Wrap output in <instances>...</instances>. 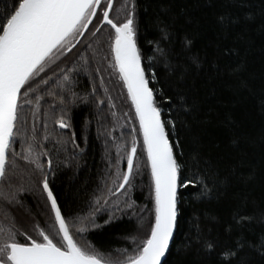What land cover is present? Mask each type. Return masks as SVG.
I'll use <instances>...</instances> for the list:
<instances>
[{
	"label": "snow or ice",
	"instance_id": "1",
	"mask_svg": "<svg viewBox=\"0 0 264 264\" xmlns=\"http://www.w3.org/2000/svg\"><path fill=\"white\" fill-rule=\"evenodd\" d=\"M114 2L11 0L10 4L5 3L0 11V181L7 178L8 169L16 163L13 145L20 132L18 121L24 105L39 106L45 95L63 104L67 90L78 85L83 75L92 83L90 96L94 102L101 108H115L106 84L115 75L122 88H126V96L138 119L141 146L146 152L145 167L149 170L151 208L141 207L133 198L134 179L140 170V165L135 163L139 142L133 135L130 148L125 146L126 169L121 170L117 164L116 182L96 198L87 219L95 229L113 226L125 216L135 217L139 227L137 235L130 237L134 247L113 257L91 241L78 239L77 234L83 237L86 228L81 226L74 233L63 213L48 176L43 174L45 164L51 169L53 161L48 156L41 162L44 150L33 127L32 143L26 149L33 155L22 158L41 170L39 186L46 194V202H50L51 223L47 230L35 224L38 232L35 237L24 231L23 242L16 238L20 234L18 229L7 234L0 245V264H167L165 257L176 245L175 236L182 222V189L193 187L200 197L219 199L232 187L234 179L250 186L258 177L255 162L247 159L249 153L245 149L255 139L241 130L233 112L226 111L220 120L233 150L228 167L221 168L219 160H214L206 149L202 137L193 132L194 123L210 122V117L201 118L204 109L197 94V76L203 73L206 82L225 83V78L231 77L233 83L228 87L235 94H255L250 78L245 75L247 67L243 59L232 65L222 62L223 57L239 56V50L217 45L214 54L202 55L194 50L193 40L185 36L177 54L184 57L181 61L167 47L172 39L169 25L157 18L160 39L148 41L156 48L153 56H147L138 43L137 0L123 5L122 19L112 15ZM259 11L264 16V0ZM243 18L254 20L255 13L246 12ZM217 19L226 33L241 17L222 13ZM105 26L110 29L107 53L104 42L99 39ZM261 27L264 30V24ZM157 59L159 63L155 62ZM212 94L215 95V89ZM258 106L264 115V88L258 97ZM55 123L62 129L72 127L70 119L63 114ZM132 132H137L134 125ZM260 140L264 145V128ZM219 146V142L214 145ZM261 163L264 164V154ZM250 195V192L240 193L239 203L223 222L222 232L213 234L206 226L194 223L195 231L183 243V252L215 254L221 258V264H255L253 254L264 259V183H261L259 201L253 197L249 211ZM8 198L16 200L12 194ZM105 213L107 218L98 224L96 218ZM210 219L220 222L215 216Z\"/></svg>",
	"mask_w": 264,
	"mask_h": 264
},
{
	"label": "trees",
	"instance_id": "2",
	"mask_svg": "<svg viewBox=\"0 0 264 264\" xmlns=\"http://www.w3.org/2000/svg\"><path fill=\"white\" fill-rule=\"evenodd\" d=\"M128 2L129 0H115L112 15L122 19L125 15L123 5ZM5 3L10 4L11 0H0V11H3ZM261 4L262 0H137L138 43L142 53L147 56L155 54L156 45L148 41L160 39V30L156 26L159 18L169 25L172 39L167 42V47L174 58L184 60L183 56L177 57V54L181 51V42L185 36L193 40L194 50L202 55L205 52L214 54L217 45L221 48L235 47L239 50V56L223 57L222 62L232 65L243 59L247 67L245 75L250 78L255 90L254 95L247 92L237 95L228 87V84L233 83L231 77L225 78L227 83L221 80L206 82V75L203 73L195 78L199 89L197 94L204 109L201 118L210 117V122L194 123L193 132L202 137L206 149L210 150L214 160H219L221 168H226L231 163L233 150L228 144V133L220 120L226 111L233 112L240 122L241 130L255 139V143L245 145V149L249 153L247 159L255 162L258 177L250 186H244L234 179L232 187L219 199L213 196L200 197L193 187L182 189V222L175 236L176 245L165 257L167 264H221V258L215 254L205 256L194 251L187 254L183 252V243L195 231L194 223L206 226L213 234L222 232L223 222L229 219L233 208L239 203L241 192L251 193L249 211L252 209V198L259 201L261 183H264V164L261 163L264 145L260 140L264 115L258 106V97L264 88V30L261 27L264 16L259 11ZM246 12H254L255 19H244ZM222 13L241 17L240 22L231 25L226 33L217 19ZM109 31L105 26L99 34V39L104 42L105 53ZM155 62L159 63V60ZM106 84L115 100V108H101L94 102V97L90 96L92 83L83 75L78 85L67 90L63 104L59 99L53 102L54 98L49 96L51 99H48L46 106H56L57 113L65 115L72 125L66 131L56 127L61 135L52 134L51 139L44 140L43 137L47 134L41 130L38 133V122L41 119L37 107L32 105L34 109L29 111L33 113L30 123L27 120L26 106L22 107L21 121H18L20 132L13 145L17 153L16 163L8 169L7 178L0 190V245L5 242L7 234L17 229L20 234L16 238L23 242L24 231L35 237L38 235L35 224L47 230L51 223L49 202H46V194L39 186L41 170L22 158L26 155L23 145L28 147L32 143L34 127L40 144L45 146L47 143L48 147H44L46 157L42 155L41 162L46 161L49 153L53 165L48 175L45 164L43 174L48 175L63 213L69 219L74 233L81 226L86 228L83 237L77 234V238L91 241L106 255L113 257L120 256L124 249L134 247L130 237L137 235L139 221L135 217L129 219L125 216L113 226L104 225L95 229L90 227L87 219L90 209L95 206L96 198L104 195L106 189L116 182L114 174L117 164L121 170L125 169V146L130 148L133 135L139 142L135 163L140 165L139 173L134 179L136 187L133 198L141 207L147 205L151 208L149 170L145 167L146 156L141 146L136 118L118 77L112 76L110 80H106ZM214 89L215 95L212 94ZM21 103L23 105V101ZM209 108L213 111L208 112ZM133 125L137 128L135 133L132 132ZM70 133H75V136L72 138ZM217 142L219 148L214 147ZM11 159L12 157L10 161ZM9 194L15 195L16 200H10ZM145 216L147 217V213ZM212 216L218 217L220 222L210 219ZM106 218V213L98 216L97 223L103 224ZM253 259L255 264H264V259L259 256L253 254Z\"/></svg>",
	"mask_w": 264,
	"mask_h": 264
},
{
	"label": "flooded vegetation",
	"instance_id": "3",
	"mask_svg": "<svg viewBox=\"0 0 264 264\" xmlns=\"http://www.w3.org/2000/svg\"><path fill=\"white\" fill-rule=\"evenodd\" d=\"M30 99H31V97H30ZM48 99H51V98H49V96L45 95V99L43 101H41L39 106H36V107H38L37 111H39V115H40V119H41L38 122L37 130H38V133L41 130V132H43L44 134H47L46 136L48 137V139L49 138L51 139L50 135H52V134L55 136L61 135V132L58 129H62V128H60V126L55 123V120L60 116L61 113H57V107L56 106L55 107L54 106L52 107V105H49L48 107L46 106V103L49 102ZM52 100H53V102L57 101V99H52ZM32 105L33 104L25 105L26 109H27V115H28L27 120L29 123L31 122V117L33 114V113H30L29 111H32V109H34L33 108L34 105L33 106ZM62 130L66 131L67 129H62ZM72 134L73 133H70L71 137L73 138ZM42 147H43L42 150L45 151L46 148H44V147H48L47 143L45 144V146H42ZM47 154H48L47 156H50L49 153H47ZM44 156L46 157V154ZM49 171H50V169L47 168L46 173H48V175H49Z\"/></svg>",
	"mask_w": 264,
	"mask_h": 264
},
{
	"label": "water",
	"instance_id": "4",
	"mask_svg": "<svg viewBox=\"0 0 264 264\" xmlns=\"http://www.w3.org/2000/svg\"><path fill=\"white\" fill-rule=\"evenodd\" d=\"M124 91H125V94H126V88H124ZM127 97V96H126ZM127 100H128V102L130 103V105H131V101H130V99H128L127 98ZM131 108H132V110H133V112H134V107L131 105ZM134 116H135V112H134ZM136 118V117H135ZM136 121H137V125H138V119L136 118ZM138 128H139V125H138ZM140 133V132H139ZM140 137H141V141H142V134L140 133ZM144 152H145V150H144ZM145 156H146V152H145ZM125 169H126V166H125ZM3 182H4V180L3 181H0V190H1V188H2V185H3ZM49 204H50V202H49Z\"/></svg>",
	"mask_w": 264,
	"mask_h": 264
},
{
	"label": "rangeland",
	"instance_id": "5",
	"mask_svg": "<svg viewBox=\"0 0 264 264\" xmlns=\"http://www.w3.org/2000/svg\"><path fill=\"white\" fill-rule=\"evenodd\" d=\"M34 105V107H36V104H33ZM38 108V107H37ZM126 111V110H125ZM127 112V111H126ZM134 113V112H133ZM39 117H40V115H39ZM28 147H27V145H23V149H24V152L26 153V155L27 154H29L27 151H26V149H27Z\"/></svg>",
	"mask_w": 264,
	"mask_h": 264
}]
</instances>
